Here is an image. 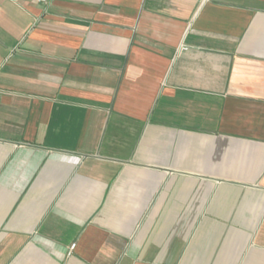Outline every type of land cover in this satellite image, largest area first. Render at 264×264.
<instances>
[{"label":"crops","instance_id":"crops-1","mask_svg":"<svg viewBox=\"0 0 264 264\" xmlns=\"http://www.w3.org/2000/svg\"><path fill=\"white\" fill-rule=\"evenodd\" d=\"M0 264H264V0H0Z\"/></svg>","mask_w":264,"mask_h":264},{"label":"built area","instance_id":"built-area-1","mask_svg":"<svg viewBox=\"0 0 264 264\" xmlns=\"http://www.w3.org/2000/svg\"><path fill=\"white\" fill-rule=\"evenodd\" d=\"M16 1L17 2H29L37 6L44 7V8L48 7L53 2V0H16ZM182 48L187 49L188 46L183 44ZM74 246L75 244L72 246V248H74Z\"/></svg>","mask_w":264,"mask_h":264}]
</instances>
